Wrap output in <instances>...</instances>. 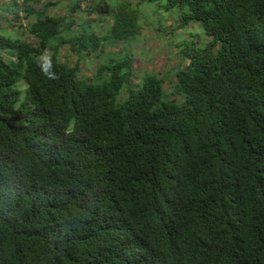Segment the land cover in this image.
<instances>
[{"label": "trees", "instance_id": "trees-1", "mask_svg": "<svg viewBox=\"0 0 264 264\" xmlns=\"http://www.w3.org/2000/svg\"><path fill=\"white\" fill-rule=\"evenodd\" d=\"M37 1H2L28 40L0 35V264H264V0H165L208 39L177 45L169 94L126 51L81 74L137 8L89 0L101 37Z\"/></svg>", "mask_w": 264, "mask_h": 264}, {"label": "rangeland", "instance_id": "rangeland-1", "mask_svg": "<svg viewBox=\"0 0 264 264\" xmlns=\"http://www.w3.org/2000/svg\"><path fill=\"white\" fill-rule=\"evenodd\" d=\"M3 0H0V35H7L11 38L17 37V35L23 39L28 40V36L18 29L17 24H25L22 20H14L7 14L8 19H11V23L16 27H9L8 23L3 22L4 10ZM7 2L9 0H6ZM71 1H75L80 5V11L75 15L77 21L83 22L84 25L90 24L91 30L101 36L107 35V29L110 23L109 18L103 16H97L95 14H88L86 12V5L89 0H38L34 6L41 7L43 4H47L46 11L50 15H62L68 9L67 6ZM108 2L111 7L117 4L123 3L137 8L139 10L141 25L139 36L137 40L131 42H119V43H104L99 51L95 52L87 59H81L79 61V68L81 74L86 77H92L95 69L98 65L104 64L109 60H115L119 57V54L123 51L129 53L132 59L133 67V83L137 84L140 77L144 72L149 71L162 79V88L165 93L169 94L172 84L174 82V75L178 69L185 68L187 63L181 62L180 57L177 54V45L184 40L191 38L194 41L200 43H207L208 39L203 36L200 28L197 24H187L180 26L177 19H175L176 10H165L163 5L165 0H102ZM19 6V4H17ZM154 11V13H153ZM20 15V14H19ZM141 19V20H140ZM161 19V24L153 25V20ZM32 19H28L31 21ZM26 22V21H25ZM79 26L76 25L74 31H78ZM70 37V33L62 32L58 35L60 39H67ZM56 41H50V44H54ZM59 57L65 59L69 65H73L76 61L74 53L69 51V47L64 45L60 47L58 51ZM26 83L20 80L17 83V88L23 95L25 91Z\"/></svg>", "mask_w": 264, "mask_h": 264}]
</instances>
